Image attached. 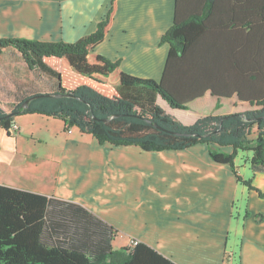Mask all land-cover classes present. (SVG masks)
<instances>
[{
    "label": "crops",
    "instance_id": "1",
    "mask_svg": "<svg viewBox=\"0 0 264 264\" xmlns=\"http://www.w3.org/2000/svg\"><path fill=\"white\" fill-rule=\"evenodd\" d=\"M110 3L0 0V39L75 43L97 31ZM240 4L248 11L223 17L252 20L250 6L263 5L261 0ZM174 5L175 0H118L110 29L93 53L117 62L127 75L158 82L170 48L161 38L174 21ZM208 27L214 30L212 23ZM243 29L246 33L245 27L238 31ZM233 31L221 29L228 39ZM217 100L208 91L189 103L187 111L195 113L186 125L208 116L200 114V104L213 106L217 112L211 115L217 116L249 110L236 95L221 98L218 107ZM64 128L62 120L40 114L18 116L8 129L0 128V185L84 207L113 228L112 249H118L113 241L124 231L123 248H131L134 239L175 264H264V171L251 170L249 155L240 164L238 152L234 162L251 190L229 166L212 161L205 146L179 152L105 148L90 134ZM194 149L202 154H187Z\"/></svg>",
    "mask_w": 264,
    "mask_h": 264
},
{
    "label": "trees",
    "instance_id": "2",
    "mask_svg": "<svg viewBox=\"0 0 264 264\" xmlns=\"http://www.w3.org/2000/svg\"><path fill=\"white\" fill-rule=\"evenodd\" d=\"M117 1L97 31L75 43L0 39V53L12 48L29 71L43 72L54 83L51 92L25 95L8 112L0 106V128L8 129L18 116L40 114L110 146L146 152L205 146L212 161L229 166L251 190L234 160L247 152L251 170L264 171V0L250 6L252 20L239 18L237 11L248 9L238 5L242 0H175L174 21L161 38L170 48L158 82L127 75L117 62L93 53L110 29ZM223 13L239 17L227 20ZM228 26L234 30L229 39L221 33ZM242 27L246 33L238 31ZM208 91L217 96L216 107L236 95L249 110L185 125L156 103L160 98L171 110L187 111ZM113 234L82 206L0 185V264H175L144 243L112 249Z\"/></svg>",
    "mask_w": 264,
    "mask_h": 264
},
{
    "label": "rangeland",
    "instance_id": "3",
    "mask_svg": "<svg viewBox=\"0 0 264 264\" xmlns=\"http://www.w3.org/2000/svg\"><path fill=\"white\" fill-rule=\"evenodd\" d=\"M52 84L53 79L50 76L44 74L43 72H40L38 70L29 71L24 65L21 56L16 52H13V50L3 49L2 53H0V106L2 108L10 110L11 107L14 105V102L19 100L18 97H22V94L25 95L26 93L49 92L52 90ZM156 103L160 105L167 113H169L175 119H177L179 116V118L182 119V122L185 125L190 124L192 119L189 118H192L195 113V110L193 111L191 108V110L189 111L170 110L167 104L161 101L160 98L156 99ZM198 107L201 110H204H200V114L205 113L207 115H211L217 112L213 109V106H210L208 104L196 105V108ZM227 109L230 110L231 108L227 107ZM177 114L178 116H176ZM102 146H104L105 148L115 147L110 146L108 144H104ZM118 148L124 149L125 147L120 146ZM130 148L140 150L136 146H130ZM190 153L200 155L202 154L201 150L198 149H194L193 152H187V154ZM246 153L247 152H239V155L237 157L240 158V164H243V161H246V159L248 158V155ZM126 238L127 236L125 235L124 231L119 232V234L115 236V240L113 241L114 248H123L127 241Z\"/></svg>",
    "mask_w": 264,
    "mask_h": 264
},
{
    "label": "built area",
    "instance_id": "4",
    "mask_svg": "<svg viewBox=\"0 0 264 264\" xmlns=\"http://www.w3.org/2000/svg\"><path fill=\"white\" fill-rule=\"evenodd\" d=\"M11 128L14 131H16V130H18V125L14 124V125L11 126ZM68 132H70V129L68 130ZM137 243L138 242L136 240L132 239L131 241H129L128 247H131V248L135 247L137 245Z\"/></svg>",
    "mask_w": 264,
    "mask_h": 264
},
{
    "label": "water",
    "instance_id": "5",
    "mask_svg": "<svg viewBox=\"0 0 264 264\" xmlns=\"http://www.w3.org/2000/svg\"><path fill=\"white\" fill-rule=\"evenodd\" d=\"M40 96H43V94L42 95H38V96H33V97H31L30 99H27V100H25L24 102H23V107L24 108H28V105H29V103H30V101H32L33 99H36L37 97H40ZM48 96H51V95H48ZM57 97H61V96H59V95H56ZM7 117V116H6Z\"/></svg>",
    "mask_w": 264,
    "mask_h": 264
}]
</instances>
